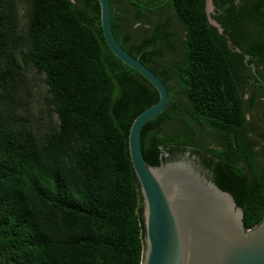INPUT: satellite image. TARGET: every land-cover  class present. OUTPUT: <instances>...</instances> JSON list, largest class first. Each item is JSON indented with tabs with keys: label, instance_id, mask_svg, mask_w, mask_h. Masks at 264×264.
Listing matches in <instances>:
<instances>
[{
	"label": "trees",
	"instance_id": "trees-1",
	"mask_svg": "<svg viewBox=\"0 0 264 264\" xmlns=\"http://www.w3.org/2000/svg\"><path fill=\"white\" fill-rule=\"evenodd\" d=\"M110 3L118 41L169 90L165 107L142 125L145 159L196 155L252 227L264 214V124L247 125L238 80L258 77L245 52L264 78V0L226 5L228 35L208 22L204 0ZM166 51H179V59H165ZM29 67L47 85L41 127L23 111ZM256 81L250 105L264 95ZM157 98L105 41L98 0H0V264H140L142 195L128 131ZM261 116L264 122V101Z\"/></svg>",
	"mask_w": 264,
	"mask_h": 264
},
{
	"label": "water",
	"instance_id": "water-1",
	"mask_svg": "<svg viewBox=\"0 0 264 264\" xmlns=\"http://www.w3.org/2000/svg\"><path fill=\"white\" fill-rule=\"evenodd\" d=\"M98 3L101 30L110 49L158 91L157 100L133 117L128 131L129 154L142 195L144 234L140 264H264V214L258 223L245 227L243 208L233 193L202 175L191 164L194 156L188 152V157L158 164L145 159L142 125L165 107L169 90L154 70L116 38L110 22V0ZM213 7V0H204L208 22L221 32V24L211 15ZM248 58L245 52L244 61L259 77L255 63Z\"/></svg>",
	"mask_w": 264,
	"mask_h": 264
},
{
	"label": "rangeland",
	"instance_id": "rangeland-1",
	"mask_svg": "<svg viewBox=\"0 0 264 264\" xmlns=\"http://www.w3.org/2000/svg\"><path fill=\"white\" fill-rule=\"evenodd\" d=\"M165 8H166L165 6L164 8L161 7L160 11L154 14L153 18L155 19L161 17L163 15L162 12L167 11L165 10ZM172 27L177 30L179 39L184 38L183 30L178 27V24L176 22L172 23ZM179 39L178 40L177 38L175 39L176 45L178 47L180 46ZM179 51L176 53H171L166 51L164 54V58L169 60L179 59L180 56ZM20 94L23 98V106H24L23 111L26 113L27 117L32 123L41 127L45 123L46 112H47V106H46L47 85L44 81V75L38 73L31 67L26 68V70L24 71V80L20 87ZM247 116L248 117L251 116L250 111H247ZM168 128L179 129L181 127L177 125H173V127H168ZM201 136L206 138L207 140H211V136L208 135L206 132L203 133L201 132ZM182 157H188V155L186 154L183 155L181 153H178L173 156V159H181Z\"/></svg>",
	"mask_w": 264,
	"mask_h": 264
},
{
	"label": "flooded vegetation",
	"instance_id": "flooded-vegetation-1",
	"mask_svg": "<svg viewBox=\"0 0 264 264\" xmlns=\"http://www.w3.org/2000/svg\"><path fill=\"white\" fill-rule=\"evenodd\" d=\"M250 1H252V0H213L214 7H213L212 16L214 18H216V20H218V22L221 24V26L223 28L222 31L227 33L226 30H225L226 27H225V25L223 23L224 14L227 13L225 11L224 7L226 5H228V6L230 5L235 10H238L243 3H249ZM222 14H223V17H222ZM227 15H228V13H227ZM227 15H225V16H227ZM228 17H229V15H228ZM173 22H176V21L173 20L172 23ZM227 35H228V33H227ZM168 52H170V51H168ZM171 53H176V52H171ZM164 54H163V57H164ZM258 78L261 79V80L264 79L259 74V77H257V78H255L253 76H250V75H246V76H243L242 81L238 80L239 81V91H240L241 97H242V99L244 101V108L246 110V114H247V111L251 112V116L250 117L247 116V118H248L247 125L248 124H258V125H263L264 124V122L262 121V116H261V106H262V103L264 101V95L263 96H256V98L254 99V101H253V103L251 105L248 103L249 96H250V91L252 89L256 88L255 83H258V81H256V79H258ZM201 132L202 133L206 132L208 135H211V130L208 127H202ZM201 132H200V134H201ZM247 134L250 135L251 131H248ZM181 154L184 155V154H186V152L185 153H181ZM193 156H194V158L191 159V164L202 175L207 176L209 178H212L213 173L210 170V168L206 164L202 163L201 160L196 155H193ZM256 159L261 164V158L259 156H256ZM239 164L241 165L242 162H240ZM230 177H231L230 175H227V174L224 173L223 176H222V179L224 180V182L225 181L228 182Z\"/></svg>",
	"mask_w": 264,
	"mask_h": 264
}]
</instances>
